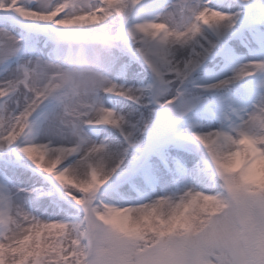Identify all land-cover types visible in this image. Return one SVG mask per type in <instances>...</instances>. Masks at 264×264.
Returning <instances> with one entry per match:
<instances>
[{
	"label": "snow or ice",
	"instance_id": "snow-or-ice-1",
	"mask_svg": "<svg viewBox=\"0 0 264 264\" xmlns=\"http://www.w3.org/2000/svg\"><path fill=\"white\" fill-rule=\"evenodd\" d=\"M0 264H264V0H0Z\"/></svg>",
	"mask_w": 264,
	"mask_h": 264
}]
</instances>
